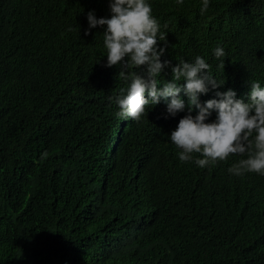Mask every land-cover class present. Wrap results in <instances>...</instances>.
Wrapping results in <instances>:
<instances>
[{
  "label": "trees",
  "instance_id": "16d2710c",
  "mask_svg": "<svg viewBox=\"0 0 264 264\" xmlns=\"http://www.w3.org/2000/svg\"><path fill=\"white\" fill-rule=\"evenodd\" d=\"M150 2L162 59L202 56L238 97L264 86V0ZM89 10L109 15L107 0H0V264H264V176H231L238 155L179 161L185 113L165 119L163 101L117 118L127 84L103 26L85 35Z\"/></svg>",
  "mask_w": 264,
  "mask_h": 264
},
{
  "label": "clouds",
  "instance_id": "9594fccd",
  "mask_svg": "<svg viewBox=\"0 0 264 264\" xmlns=\"http://www.w3.org/2000/svg\"><path fill=\"white\" fill-rule=\"evenodd\" d=\"M184 2L175 0L177 6H183ZM210 2L201 0V15L208 11ZM107 4L108 16L98 18L95 10L87 12L85 35L103 26L104 66L120 65L118 76L127 87L109 97L118 109L115 116L139 121L146 113V106L153 107L163 101L165 119L185 113L169 133L170 141L179 149V161L205 168L227 161L230 155H238L241 158L227 168L231 176L247 173L264 176L261 82H247L249 90L245 96L238 97L231 87L220 90L225 80L217 78L204 57L197 55L191 61L180 59L175 64L162 59L166 51L165 34L153 15L150 0H107ZM212 55L217 60L225 58V49L218 45L212 49ZM169 68L171 78L161 84L158 77ZM129 69H143V72ZM210 92L211 98L202 101L201 96Z\"/></svg>",
  "mask_w": 264,
  "mask_h": 264
}]
</instances>
